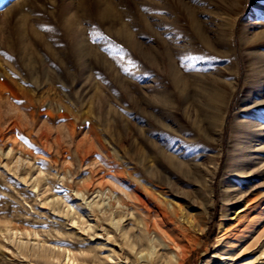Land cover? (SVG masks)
Segmentation results:
<instances>
[{"label": "rangeland", "instance_id": "1", "mask_svg": "<svg viewBox=\"0 0 264 264\" xmlns=\"http://www.w3.org/2000/svg\"><path fill=\"white\" fill-rule=\"evenodd\" d=\"M121 182L264 264V0H0V264H140Z\"/></svg>", "mask_w": 264, "mask_h": 264}, {"label": "bare ground", "instance_id": "2", "mask_svg": "<svg viewBox=\"0 0 264 264\" xmlns=\"http://www.w3.org/2000/svg\"><path fill=\"white\" fill-rule=\"evenodd\" d=\"M163 161L165 162L162 163L164 170L170 169L172 166L171 169L173 168L172 170L175 171L176 176L181 177L184 175L185 169H183L180 162L174 161L170 157L167 158V161L165 159ZM150 178L152 181V177ZM154 180L162 183L163 177L156 173ZM116 187L120 194L116 197L115 203L111 201L112 194L108 196L110 200L107 203V208H105V213L119 215L117 219L111 218L114 225L119 224L123 217L133 219L130 222L129 231L123 225H119V231L121 232L119 234L124 236L123 247L127 250V257L132 262L140 264L141 262L143 264H182L189 246L196 239L192 235L195 230L193 222L184 220L181 207L169 201L161 190L153 192L142 185V194L140 195L122 182ZM167 193L171 195L169 190ZM127 233L131 235H127ZM244 237L241 235L238 242H241ZM184 241L187 244H184ZM228 241L225 238L224 244L216 250V254L221 257V260L227 258V256H234L235 247L229 250ZM71 258L73 259L68 254L67 262L71 261ZM225 262L223 260L220 264Z\"/></svg>", "mask_w": 264, "mask_h": 264}]
</instances>
